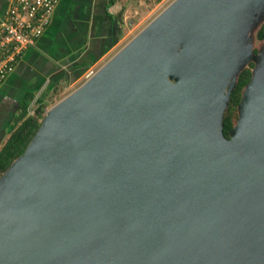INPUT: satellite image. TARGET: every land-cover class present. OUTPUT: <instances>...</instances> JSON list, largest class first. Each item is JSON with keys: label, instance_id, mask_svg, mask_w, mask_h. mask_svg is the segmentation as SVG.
<instances>
[{"label": "water", "instance_id": "obj_1", "mask_svg": "<svg viewBox=\"0 0 264 264\" xmlns=\"http://www.w3.org/2000/svg\"><path fill=\"white\" fill-rule=\"evenodd\" d=\"M263 24L174 0L48 109L0 176V264H264Z\"/></svg>", "mask_w": 264, "mask_h": 264}, {"label": "crops", "instance_id": "obj_2", "mask_svg": "<svg viewBox=\"0 0 264 264\" xmlns=\"http://www.w3.org/2000/svg\"><path fill=\"white\" fill-rule=\"evenodd\" d=\"M150 0H59L50 24L0 86V148L48 90H66L110 57ZM8 7L0 0V20ZM35 96L28 109L24 103Z\"/></svg>", "mask_w": 264, "mask_h": 264}, {"label": "built area", "instance_id": "obj_3", "mask_svg": "<svg viewBox=\"0 0 264 264\" xmlns=\"http://www.w3.org/2000/svg\"><path fill=\"white\" fill-rule=\"evenodd\" d=\"M7 1L0 20V86L15 71L26 50L44 34L59 0ZM31 107L29 112L34 114Z\"/></svg>", "mask_w": 264, "mask_h": 264}, {"label": "trees", "instance_id": "obj_4", "mask_svg": "<svg viewBox=\"0 0 264 264\" xmlns=\"http://www.w3.org/2000/svg\"><path fill=\"white\" fill-rule=\"evenodd\" d=\"M158 2L161 0H157ZM258 36L260 39H264V24L259 30ZM252 63L250 67L246 68L240 75L238 85L231 95V103L225 114L224 118V132L226 136H229V130L233 127V107L238 106L241 97L242 90L245 85L250 81L252 76ZM59 92V88L55 87L52 90L48 89L37 101L35 105V113L30 114L28 107L35 98V96L28 97L24 103V110L26 114L20 119L15 129L11 132L10 136L5 140L0 149V176L5 172L11 163L19 157L28 146L31 139L36 134L37 130L41 126V120L45 115L46 107L50 100H52Z\"/></svg>", "mask_w": 264, "mask_h": 264}, {"label": "rangeland", "instance_id": "obj_5", "mask_svg": "<svg viewBox=\"0 0 264 264\" xmlns=\"http://www.w3.org/2000/svg\"><path fill=\"white\" fill-rule=\"evenodd\" d=\"M174 0H150V4L146 6L145 9H141L139 14L137 15L135 21L132 24V27H130L128 31V35L125 39V42L122 44L121 47H119L110 57H108L105 61L102 63L92 67L90 71L84 76L80 81L72 85L71 87L67 88L66 90H61L58 92V94L50 100L48 106L46 107V111L50 109L53 105H55L57 102H59L61 99H63L65 96L70 94L72 91L77 89L82 83H84L94 72H96L107 60H109L120 48H122L127 42H129L136 34H138L150 21H152L159 13H161L170 3H172ZM256 34V33H255ZM257 36V34H256ZM261 44V40L258 38L255 39V50L257 51L259 46ZM253 67V66H252ZM36 105V101L34 102L31 109L34 111V107ZM45 111V113H46ZM30 113V112H29ZM233 115V121L234 123L238 119V107H233L232 111ZM1 149V148H0Z\"/></svg>", "mask_w": 264, "mask_h": 264}]
</instances>
